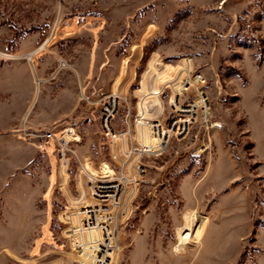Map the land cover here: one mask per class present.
Returning <instances> with one entry per match:
<instances>
[{"label":"rangeland","instance_id":"1","mask_svg":"<svg viewBox=\"0 0 264 264\" xmlns=\"http://www.w3.org/2000/svg\"><path fill=\"white\" fill-rule=\"evenodd\" d=\"M190 65L209 115L157 142L161 86ZM112 95L116 131L147 154L112 264H264V0H0V264H81L65 214L77 227L93 204L82 165L119 171L100 122Z\"/></svg>","mask_w":264,"mask_h":264},{"label":"built area","instance_id":"2","mask_svg":"<svg viewBox=\"0 0 264 264\" xmlns=\"http://www.w3.org/2000/svg\"><path fill=\"white\" fill-rule=\"evenodd\" d=\"M188 72L177 91L170 83L161 86V96L169 88L172 118L168 127H164L159 121L153 122L152 132L157 142L164 141L165 130H170L176 137L184 136L200 117L209 115V100L203 91L205 77L201 73H194L191 65ZM188 76L191 81H187ZM190 90L195 91L197 95H189L188 100H184ZM118 108V98L116 95L110 96L102 107L100 122L110 156L119 165V171L116 172L111 164H108L113 171L110 176L86 171L93 204L78 210L80 219L77 227L71 222V215L65 214L67 239L73 249L80 250L85 255L81 258V264H112V254L120 249L116 233L118 225L128 216L131 203L139 192L138 177L146 172L145 166L139 160L147 155L146 149L138 142L139 148L130 150L127 136L131 138V130L118 133L114 127ZM76 135L77 130L73 126L63 128L61 136L59 133L55 135L64 159L67 153L73 152L70 145L75 144ZM135 151L139 157L132 161Z\"/></svg>","mask_w":264,"mask_h":264},{"label":"bare ground","instance_id":"3","mask_svg":"<svg viewBox=\"0 0 264 264\" xmlns=\"http://www.w3.org/2000/svg\"><path fill=\"white\" fill-rule=\"evenodd\" d=\"M45 43H46V42H45ZM43 46H44V44H43L42 46H40L39 49H41ZM37 51H38V50H37ZM35 53H36V51L30 53L28 56L31 57V56H33ZM63 160H66V159L63 158ZM82 168H83V169H82V170H83L82 173L86 174V170L84 169L83 165H82ZM112 172H113V171H112ZM112 174H113V173H112ZM112 174H111V175H112ZM108 176H110V175H108ZM119 250H120V249H119ZM119 250H118V251H119ZM118 251H116V252H114V253H117Z\"/></svg>","mask_w":264,"mask_h":264}]
</instances>
